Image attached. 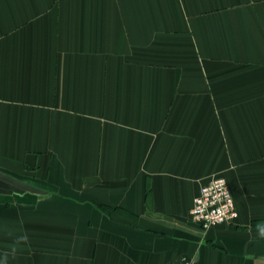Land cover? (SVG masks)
<instances>
[{"label": "crops", "instance_id": "obj_1", "mask_svg": "<svg viewBox=\"0 0 264 264\" xmlns=\"http://www.w3.org/2000/svg\"><path fill=\"white\" fill-rule=\"evenodd\" d=\"M0 172V264H264V0H0Z\"/></svg>", "mask_w": 264, "mask_h": 264}, {"label": "built area", "instance_id": "obj_2", "mask_svg": "<svg viewBox=\"0 0 264 264\" xmlns=\"http://www.w3.org/2000/svg\"><path fill=\"white\" fill-rule=\"evenodd\" d=\"M223 176L212 177L202 184L193 199L189 215L202 230L213 228L217 224L230 223L237 217L233 197ZM168 264H192L190 260H181Z\"/></svg>", "mask_w": 264, "mask_h": 264}, {"label": "water", "instance_id": "obj_3", "mask_svg": "<svg viewBox=\"0 0 264 264\" xmlns=\"http://www.w3.org/2000/svg\"><path fill=\"white\" fill-rule=\"evenodd\" d=\"M24 189L28 190H35V188L28 186L26 184H23L3 173L0 172V191H8L11 192L14 191H22Z\"/></svg>", "mask_w": 264, "mask_h": 264}]
</instances>
